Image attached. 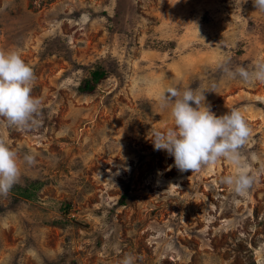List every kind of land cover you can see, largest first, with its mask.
<instances>
[{
    "label": "rangeland",
    "instance_id": "rangeland-1",
    "mask_svg": "<svg viewBox=\"0 0 264 264\" xmlns=\"http://www.w3.org/2000/svg\"><path fill=\"white\" fill-rule=\"evenodd\" d=\"M0 50L20 52L41 100L38 127L0 118L20 163L0 195V264H264V84L218 67L264 60L253 0H0ZM97 65L107 77L81 92ZM169 87L207 91L217 116L241 111L246 196L220 183L226 161L181 172L155 150L153 133L174 126Z\"/></svg>",
    "mask_w": 264,
    "mask_h": 264
},
{
    "label": "clouds",
    "instance_id": "clouds-1",
    "mask_svg": "<svg viewBox=\"0 0 264 264\" xmlns=\"http://www.w3.org/2000/svg\"><path fill=\"white\" fill-rule=\"evenodd\" d=\"M253 5L257 11L264 12V0H253ZM218 67L228 80L264 84V60L255 61L251 67L232 68L228 61ZM35 79L34 70L19 51L0 50V118L8 127L29 130L40 125L41 100L31 94ZM205 92L200 87L167 88L160 97V107L169 111L174 126L166 132L153 133L154 148L172 156L181 172H201L221 160L226 161L233 166L235 174L222 177L220 183L236 196L244 197L255 179L242 153L252 129L239 109L222 116L213 113L205 103ZM24 160L31 164L34 157L26 155ZM19 177L18 154L0 138V195H7ZM134 259L130 254L125 255L120 264H134Z\"/></svg>",
    "mask_w": 264,
    "mask_h": 264
},
{
    "label": "trees",
    "instance_id": "trees-1",
    "mask_svg": "<svg viewBox=\"0 0 264 264\" xmlns=\"http://www.w3.org/2000/svg\"><path fill=\"white\" fill-rule=\"evenodd\" d=\"M107 75V69H105L102 65H97L83 80L81 86L79 87V90L85 93L92 92L97 87V85L107 77ZM31 195L32 194L27 192L21 193V196L26 199L31 198ZM125 196L126 195L124 194V197Z\"/></svg>",
    "mask_w": 264,
    "mask_h": 264
}]
</instances>
